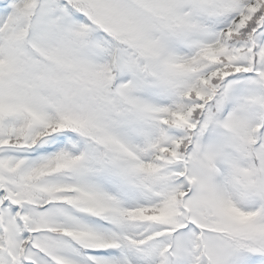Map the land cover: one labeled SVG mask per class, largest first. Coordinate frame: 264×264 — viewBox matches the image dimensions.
Segmentation results:
<instances>
[{"label":"snow or ice","instance_id":"obj_1","mask_svg":"<svg viewBox=\"0 0 264 264\" xmlns=\"http://www.w3.org/2000/svg\"><path fill=\"white\" fill-rule=\"evenodd\" d=\"M0 264H264V0H0Z\"/></svg>","mask_w":264,"mask_h":264}]
</instances>
